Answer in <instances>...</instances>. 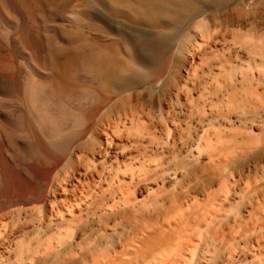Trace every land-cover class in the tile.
Wrapping results in <instances>:
<instances>
[{"label":"bare ground","instance_id":"1","mask_svg":"<svg viewBox=\"0 0 264 264\" xmlns=\"http://www.w3.org/2000/svg\"><path fill=\"white\" fill-rule=\"evenodd\" d=\"M166 1L165 5L171 2L193 7L190 0ZM103 2L116 17L122 14L130 24L141 25L149 19L144 7L148 0ZM90 8L69 10L58 0H0V264L11 258L14 264H48L55 257H60L62 264H89V260L95 264L100 259L103 264H121L113 258L116 244L113 246L114 236L107 231L110 227L124 235L122 230L134 223L142 227L122 240L121 257L129 261L125 264H252L246 256L251 258L253 253L243 251L246 256L241 252L239 257L237 253L240 199L237 201L236 170H231L226 194L223 198L218 195L209 206L215 210L209 211L210 218L207 214V223L190 219L195 212L185 220L181 219L183 214L159 220V207L177 201L180 192L197 197L214 184V173L208 167L226 168L229 147L224 145L223 130L209 132L201 122L195 136L181 135L178 121L174 122L176 114L163 110V117L161 113L162 88L166 97L170 89L162 69L155 61L144 65L146 59L141 61L137 56L140 52L136 53L131 43H123L135 32L114 36ZM88 24L103 31L104 44L82 48L76 45L77 33L63 28ZM243 46L244 61L249 65L264 61V36L252 37ZM185 54L191 61L192 56ZM188 68L186 63L185 73ZM261 79L259 74L255 76L257 92L263 90ZM145 91L147 100L143 99ZM263 93L259 92L262 102ZM119 103L135 114L118 108ZM180 112L185 117L183 127H187L189 111ZM262 113L256 128L242 127L261 136L259 141L264 136ZM16 169L17 184L13 185L10 172ZM226 211L230 214L225 215ZM3 223L10 224L8 229ZM95 231H102V238L92 240ZM205 235L208 240H203ZM35 236L38 247L34 250L31 240ZM263 254L255 257L256 261L251 259L253 264H264Z\"/></svg>","mask_w":264,"mask_h":264},{"label":"rangeland","instance_id":"2","mask_svg":"<svg viewBox=\"0 0 264 264\" xmlns=\"http://www.w3.org/2000/svg\"><path fill=\"white\" fill-rule=\"evenodd\" d=\"M58 1L62 4H64L66 7H68L69 10H74V11H77V10H79V11L83 10L84 11V8H86V10H89V8L91 7L90 10L94 9L96 11V13H97L96 17L98 18V20L101 21L102 23H104L105 27H107V28L111 29L113 32H115L114 36L121 34L123 32L129 33V31H130V33H132V34H133V32H135V34H133L135 36V37L133 36L134 38L130 37L125 42H123L124 40H122L121 43L122 42L123 43H131L135 47V52L136 53H138V51L140 52V53H138L140 56L138 54H137V56L141 59V61L146 59L143 61V64L145 63L146 65H149L151 62L155 61L158 64V66L160 67V69H162L163 78H164V80L166 79V81H167L165 84L170 89H169V92H167V97H166L165 96L166 90H163L164 88H162L164 100L162 101L163 105H162L161 113H162L163 117L165 116L164 114H166L167 112H173L176 114L175 115L176 120L174 122L177 123V121H178L177 125L178 124L180 125V127L178 126L180 128V129L178 128V130H180V131H178V132L180 133L183 131L182 133H180L181 135L182 134H185V135L188 134V135H192V136L194 135L195 136V134L198 131V127L201 123H202V125L205 124L203 127L206 126L207 131L210 130L211 132H216L217 130L218 131L223 130L222 132H224V139H226V140H223V142H225L224 145L226 144L229 147V151L228 152L225 151L226 152L225 153V156H226L225 162L227 163V167L226 168L224 166L220 167V168H218L219 170L215 169V167L213 168L212 166L208 167V171L210 170L211 173H214L215 179H213L214 182H212L214 184L209 186L210 188L207 187L208 189L205 188L206 191L204 190L203 191L204 193L202 192V193L197 194V197H194L195 195L192 193H188V194H190V195H188L186 192H185L186 194L183 192H180V193H182V194H180L178 192L180 195H183L184 197L178 195L180 198L177 201L173 200L164 207L160 206L161 208L158 206L159 207L158 218H159V220H161L162 217L175 218V217H177V216H175V214H178L180 216L183 214L181 219L185 220V219H188L189 216L193 212H195L190 216V219L195 217V219L197 218V220H199V221L203 220L202 221L203 224L207 223V221L205 219L206 218L208 219V217L210 218V216L212 215V214H210L209 211H211V209H212L213 210L212 213H213L215 210L214 209L215 206H213L212 208L209 206H212L215 204V201H214L215 198H217L219 196L220 197L224 196L223 193L226 194L225 191H227V189H225V188H227L228 187L227 185H229V183H230L231 178H229V176L231 175L230 173H231V170L233 169L232 170L233 173L237 172L238 173L237 178H239V179H237V182H238V184H237V201L240 199L238 201L239 205L237 204V208H238L237 211L240 212L237 214V216H238L237 217V221H238L237 222V245H238L237 246V250H238L237 253H238V257L242 255L241 252H243V251H246V254L249 253V255H252V253H253L254 255L250 258L248 255L246 256L245 252H243L244 253L243 255L248 257V260L251 261L253 264L254 263L253 261L257 260V259L255 260L254 258L258 257V255H260L264 252V250H261L264 248V234H263L264 233V229H263L264 228V217H263L264 214H262V213H264L263 212L264 211V203H263L264 202V196H262L264 194V192H263L264 191V183H263L264 179H262V178H264V176H263L264 175V170H263V167H264V149H263L264 148V146H263L264 145L263 144L264 143V136H262V140L259 141L261 139V136H254L252 132H248L246 129L243 130V128H245L246 126L247 127L252 126L253 128L254 127L256 128V126H258V123H257L259 120L258 117L263 115L262 112H264V101L262 102V99H260L261 95H259V92L260 93L264 92V82H263L264 81V65H262V64H264V61L262 63H260V65H258L256 62L254 65V61L252 63H250V65H249L248 62L244 61V57H246V55H244V54L246 51L242 50V49H244L242 47H244L243 45L246 44V42L248 40L251 41L252 37L255 38V36H257V35L264 36V0H190V5H192L193 7L187 6V8L185 7V5H184V7H185L184 8L183 5H178V4L174 5V3H171V2L166 3V5H165L166 0L165 1L164 0H158V1L148 0V2H146L147 0H142L143 3H145V2L147 3V5L144 4V7L146 9V12L148 14L149 19H147L145 22L141 23V25L130 24L127 20H125L123 18V16H121L122 14H120V16L117 15L118 17H116L112 12L109 11L108 6H106L105 2H103L104 0L103 1L102 0L101 1L95 0L94 1L95 3H92L93 0H58ZM90 1H92V2H90ZM97 1H98V3H97ZM166 2H168V0ZM87 4L89 5V8L84 7V6H87ZM98 5L99 6L103 5V7L101 8ZM121 5H126V4H125V2H121ZM188 5H189V2H188ZM188 7H190V9H188ZM157 10H158V13H156ZM172 11H174V12H172ZM168 12H170V13H168ZM161 13H162V15H160ZM102 16H103V19H102ZM89 26H90V29H88ZM94 27L92 24L91 25L88 24V25H83L82 27L81 26L75 27V26L66 25L63 28L67 32L77 33V35H78L77 40L78 41H77L76 45H79L82 48L92 49V48L98 46V43H99V45H101V44H104L106 42L105 36H103L104 35L103 31H101V29L98 27V25H97V27H96V25ZM97 28H99L100 31ZM100 32H102V33H100ZM79 36H81V37H79ZM115 39H116V37H115ZM88 41H90L91 43L90 42L88 43ZM86 44H87V46H86ZM225 48L228 50H226ZM184 52L185 53L188 52V54L190 56H192L193 60L191 59V61H189L186 58V54ZM189 52H191V53H189ZM241 52H243V53H241ZM141 54H143V55H141ZM200 54H203L202 56L204 59L200 56ZM218 54H219V56H218ZM236 54H238V55H236ZM86 55H88V54H86ZM236 56L238 58H236ZM199 57H201V58H199ZM142 58H144V59H142ZM85 59H86V57H85ZM201 59H202V61H201ZM147 61H150V62H147ZM224 61H225V63H224ZM186 63L189 64V68L187 70L188 74L184 72L185 71L184 68H185ZM224 65H225V67H224ZM231 66L234 69H232ZM221 69H223V71L224 70L226 71V69H227V72L224 71V73H222L223 71ZM231 69H232V71H230ZM236 71H237V73H236ZM249 73H251V74H249ZM240 74H243V75L240 76ZM257 74H259L260 77L262 78L261 83H262V87H263V90L260 88L258 90V92L256 91V82H255V76ZM224 75H227V76H225L226 78L224 77ZM220 76H221V78H220ZM237 76H239V77H237ZM222 77H223V79H222ZM245 79L247 81H245ZM241 80L244 82H242ZM250 80H251V82H250ZM237 81H241L240 82L241 84ZM216 82H217V84H216ZM228 83H230V84L232 83V84L230 85ZM249 84H250V86H249ZM219 85H221V86H219ZM218 86L220 89L217 88ZM245 86H247L246 89H244ZM250 87H251V89H250ZM223 89H225V90H223ZM263 96H264V93H263ZM263 96H262V98H263ZM143 99L144 100L148 99V94L146 91L143 94ZM243 99H246V100H243ZM240 101H242L243 103ZM251 102H253V103H251ZM119 104H117V107L120 108L121 110L125 109V111L127 113L135 114V112L133 110L132 111L129 110L128 109L129 107H127L126 105H122V103H119ZM249 104H251V105H249ZM199 106H201V107H199ZM197 109H198V112H200V113L197 112ZM163 110L166 111V113ZM187 110L189 111L188 119L189 118L190 119L188 120L189 122H187L188 123L187 127H183L185 117L180 116L179 114L181 113L180 111H182V115H183L184 113H186ZM222 110L225 114L222 112ZM205 111H206V114L204 113ZM217 112H218V114H217ZM220 112H221V114H220ZM207 113L209 114L208 116H207ZM191 114H193V115H191ZM241 114H243V116ZM238 115L240 117H238ZM245 115H246V117H244ZM254 115H256V116H254ZM219 116H221V117H219ZM202 117H204V118H202ZM223 117H224V119H221ZM177 118L180 120V122ZM245 118H246V121H245ZM254 119L256 122L253 121ZM192 120H194V121H192ZM197 122H198V124H197ZM251 122L256 123V125L251 123ZM209 123L210 124L212 123V124L210 125ZM226 123H228V124H226ZM220 125H221V127H220ZM223 126H225V127H223ZM232 126L234 127L233 129H232ZM211 127H213V128H211ZM186 128H187V130H186ZM185 130H186V133L184 132ZM192 130H194L195 132ZM228 132H229V135L231 133L230 136L228 135ZM249 135H251V137H249ZM246 136H248V137H246ZM244 137H246V138L244 139ZM252 137H253V139H252ZM254 137H256V138L254 139ZM227 138H229L231 141ZM248 138H251V139L248 140ZM257 138H258V140H257ZM227 140H229V141H227ZM246 140H248V142ZM254 141H255V143H254ZM257 142H260V145H258L259 143L257 144ZM262 149H263V151H262ZM257 152H259V153H257ZM256 154H258V155H256ZM253 155H255V156H253ZM228 160L231 163L227 162ZM225 162H223V164ZM229 163H230V165H228ZM229 167H231V168L229 169ZM254 167H256V168H254ZM225 172L229 175L225 174ZM10 174H11V176H10L11 179H9V180H10V182L11 181L13 182V183L11 182V184H13V185L17 184V176H18L17 175V169H16V171H14L12 173L10 172ZM14 175H16V176H14ZM255 175H257L256 178H255ZM220 176H222V177H220ZM225 180H227L228 182ZM246 182H248L251 187H247V186H249V184ZM254 182H256V183H254ZM258 183H260V184L258 185ZM256 185H258V186H256ZM260 186H262V187L259 188ZM252 187H254V189ZM251 188H252V190L250 192ZM245 189H247V190H245ZM262 189H263V191H262ZM253 190H256V192ZM257 191H259L258 192L259 194L257 193ZM209 193H212V194L209 195ZM243 193H245V194H243ZM251 193H254V195L256 194V196L252 195ZM248 194L250 197L248 196ZM215 195H216V197H215ZM210 196H211V198H210ZM192 197H194L195 200ZM261 197H262V200H261ZM178 201H179V203H178ZM212 202H213V204H212ZM250 203H251V205H250ZM194 204H195V206H194ZM240 204H242V205H240ZM261 205H262V207H261ZM244 206H245V208H244ZM199 207H201L202 210L199 209ZM257 209H258V211H257ZM161 213L164 216H162ZM207 214H208V217H207ZM226 214H228V211L225 212V215ZM229 214H230V211H229ZM239 214L241 217L239 216ZM159 215H161V216H159ZM201 216H202V218H201ZM243 216H245V217H243ZM198 217H199V219H198ZM260 217H261V219H260ZM3 225H4V227H7L5 229H8V227H9L8 225H10V224L3 223ZM3 225H2V227H3ZM141 227L142 226L139 223H136V224L134 223L133 225H129L127 228H125L126 230H124V229H123L124 231L122 230L124 235H122L120 233L118 235L119 230L115 231L113 228H111V229H110V227L108 228L107 232L108 233L111 232V234H113L112 236H114V238L111 237L112 240L114 239L113 240L114 241L113 246H115V244H116L115 248L117 249V253H116L117 255H113L114 260H116L117 262H121V264H125L126 261H127L126 263L129 262L127 259L121 257L122 256L121 253L123 252V248H122V245H123L122 242L123 241L122 240H124L126 238L128 239V236L130 237V234L131 233L133 234L135 232L134 230L136 228H138V230H139ZM114 233H115V235H114ZM100 234L102 235V231L93 232L91 239L92 240L100 239V237H101ZM205 236H203L202 239L205 238ZM34 238H32V240H31V243H32L31 246L32 247L34 246L33 248L35 250L38 247V242H37L38 240L36 239L37 238L36 236ZM33 240H34V243L32 242ZM203 240H208L207 236ZM90 243H92V241H90ZM261 244H263V245H261ZM229 247H227L228 251L229 250L231 251V249H229ZM258 250H261V251L258 252ZM254 251L256 253L258 252V254L255 255ZM260 252H262V253H260ZM263 256H264V254H263ZM53 259H54V261H53ZM53 259H51L48 262V264H51V263L52 264H62V263H60L61 262L60 257H55ZM89 259L90 258L87 257V260H89ZM251 259H254V260L252 261ZM11 261H12V264H14V261L12 258L9 259V261H7V262L5 261V264L8 262H9L8 264H10ZM58 261H60V262H58ZM249 261H248V263H251ZM87 263L90 264V260L87 261ZM96 263L103 264L101 259L98 260Z\"/></svg>","mask_w":264,"mask_h":264}]
</instances>
